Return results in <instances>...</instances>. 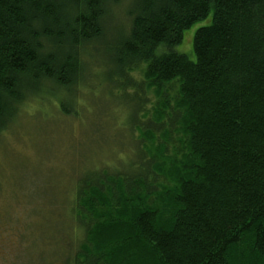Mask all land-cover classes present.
Returning <instances> with one entry per match:
<instances>
[{"label": "trees", "instance_id": "1", "mask_svg": "<svg viewBox=\"0 0 264 264\" xmlns=\"http://www.w3.org/2000/svg\"><path fill=\"white\" fill-rule=\"evenodd\" d=\"M123 1L0 0V138L32 99L43 105L33 118L51 107L67 127L81 121L79 88L99 79L86 81L88 51ZM125 15L97 53L108 86L132 103L120 119L132 151L77 172L78 233L56 236L60 260L264 264V0H131ZM197 23L191 59L178 46ZM113 109L125 110L117 99L98 115L100 130L119 119ZM155 133L180 142V159Z\"/></svg>", "mask_w": 264, "mask_h": 264}, {"label": "rangeland", "instance_id": "2", "mask_svg": "<svg viewBox=\"0 0 264 264\" xmlns=\"http://www.w3.org/2000/svg\"><path fill=\"white\" fill-rule=\"evenodd\" d=\"M130 6L131 0H124L122 7L112 11L111 26H107L103 39L88 51L92 70L86 73V81H92L97 75L99 82L93 90L79 88L84 98L76 97L74 107L75 103L80 105L81 121L75 122L73 128L67 127L72 124L63 123L62 118L49 110V105L47 112L33 118L32 114L43 105L32 99L23 109L15 131L10 129L0 138V264H64L60 257L66 255V246L56 236L76 240L78 228L72 223L74 192L72 196L71 188L76 183L77 172L90 168L94 158L105 162L112 160L111 156L123 158L127 151H132L126 140L128 119L120 120L129 113L132 103L108 86L102 65L105 52L97 53L99 48L105 49L111 38L121 35L120 23L126 20ZM200 24L185 31L184 41L178 46V51L191 59H195L193 37ZM133 76L139 82L144 79L139 70ZM144 95L153 115L157 98L151 90ZM117 99L124 112L113 109L116 115L121 114L119 119L116 117L100 130L96 123L98 115L107 114L108 107ZM161 139L163 142L157 136L155 145L164 143L167 155L175 158L177 154L180 159L181 154L174 152L180 142H165L163 135ZM81 154L86 159L79 160ZM161 188L160 185L155 190L160 192Z\"/></svg>", "mask_w": 264, "mask_h": 264}]
</instances>
